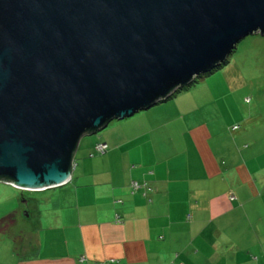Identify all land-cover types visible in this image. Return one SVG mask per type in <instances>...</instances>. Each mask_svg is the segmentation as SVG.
I'll use <instances>...</instances> for the list:
<instances>
[{
  "label": "water",
  "instance_id": "water-1",
  "mask_svg": "<svg viewBox=\"0 0 264 264\" xmlns=\"http://www.w3.org/2000/svg\"><path fill=\"white\" fill-rule=\"evenodd\" d=\"M254 35L264 0H0V184L67 185L82 137L166 101Z\"/></svg>",
  "mask_w": 264,
  "mask_h": 264
},
{
  "label": "crops",
  "instance_id": "crops-1",
  "mask_svg": "<svg viewBox=\"0 0 264 264\" xmlns=\"http://www.w3.org/2000/svg\"><path fill=\"white\" fill-rule=\"evenodd\" d=\"M211 131L206 122L193 125L185 147L169 135L142 149L104 142L103 159L117 158L106 183L82 185L79 174L63 194L37 200L54 207L41 221L46 234L24 249L9 240L0 264H264V163L249 147L226 154L229 141L213 149L227 132ZM193 168L200 178L190 177ZM132 181L153 191L132 192Z\"/></svg>",
  "mask_w": 264,
  "mask_h": 264
},
{
  "label": "rangeland",
  "instance_id": "rangeland-1",
  "mask_svg": "<svg viewBox=\"0 0 264 264\" xmlns=\"http://www.w3.org/2000/svg\"><path fill=\"white\" fill-rule=\"evenodd\" d=\"M204 122L212 130V135L227 132L218 140L213 139L214 142L210 144L213 149L218 142L225 141H229L228 145L227 142L225 143L226 154L229 155L231 149L238 153L236 150H245L249 147L247 153H254L255 163L263 165L264 37L254 35L245 38L236 46L226 63L211 73L196 78L193 84L178 90L166 101L158 103L149 110L138 112L131 118L112 121L96 134L82 137L73 157L72 177L83 174L84 178L78 182L82 185L106 183L112 171L110 163H115L117 158L110 160L109 163L103 159V155L90 157L94 145L100 141L112 147L123 144L124 148L142 149L146 147L145 144L156 145L150 140L153 136L155 138L169 135L175 139L176 144L183 142L185 147V133H188L193 125ZM120 123L123 125H117ZM232 128L236 131H232ZM243 152L246 154V151ZM110 156L117 157L116 153ZM228 158L229 156H225L223 159ZM119 162L118 165L122 164L121 158ZM120 173L118 180L123 178V173ZM189 175L191 178L201 177L194 168ZM75 182L76 179L73 184L78 185ZM69 185L42 192H21L9 185L6 186L12 189L0 187V218L13 216V222H7L0 230V258L3 253L9 255L10 246L14 243L21 249H24V246L37 245L38 236L46 234L48 228L41 221L51 218L48 213L54 207L49 202L45 210L40 203L36 204V201L45 196L47 201L51 194L57 192L63 194L64 192L59 190L68 188ZM202 194L209 195L207 191ZM21 195L27 202L26 205L23 204ZM49 234L53 232L50 231ZM9 240L13 245H10Z\"/></svg>",
  "mask_w": 264,
  "mask_h": 264
},
{
  "label": "trees",
  "instance_id": "trees-1",
  "mask_svg": "<svg viewBox=\"0 0 264 264\" xmlns=\"http://www.w3.org/2000/svg\"><path fill=\"white\" fill-rule=\"evenodd\" d=\"M107 147H108V145H107ZM107 151H108V149H107ZM133 183H139L142 187H140L138 190L137 189L135 190L133 188ZM147 188L149 190H147ZM131 190H132V192H137V191L142 190L143 193L142 192L141 193L143 194V196H145L144 194H148V193H151L153 191V189L150 186H148V184H146L145 182H138V181H132L131 182ZM9 221L10 222H13V216L12 215H7L5 217H2L0 219V230H2L3 229V226L5 227L6 224H7V222H9ZM2 224H5V225H2Z\"/></svg>",
  "mask_w": 264,
  "mask_h": 264
},
{
  "label": "built area",
  "instance_id": "built-area-1",
  "mask_svg": "<svg viewBox=\"0 0 264 264\" xmlns=\"http://www.w3.org/2000/svg\"><path fill=\"white\" fill-rule=\"evenodd\" d=\"M107 144L104 143V142H98L94 145V148H93V152L89 155L90 157H94L95 155H104L106 152H107ZM140 187H142L139 183H133V188L136 190H138ZM147 190H149L147 188ZM230 199H234V197L232 195L229 196ZM80 263L83 262V258H81L79 260Z\"/></svg>",
  "mask_w": 264,
  "mask_h": 264
},
{
  "label": "flooded vegetation",
  "instance_id": "flooded-vegetation-1",
  "mask_svg": "<svg viewBox=\"0 0 264 264\" xmlns=\"http://www.w3.org/2000/svg\"><path fill=\"white\" fill-rule=\"evenodd\" d=\"M26 213V212H25ZM27 214V213H26Z\"/></svg>",
  "mask_w": 264,
  "mask_h": 264
}]
</instances>
